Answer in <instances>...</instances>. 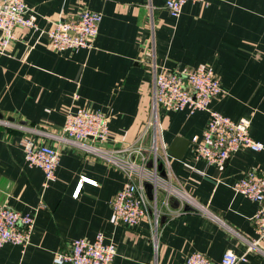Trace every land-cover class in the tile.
<instances>
[{"label": "crops", "instance_id": "1", "mask_svg": "<svg viewBox=\"0 0 264 264\" xmlns=\"http://www.w3.org/2000/svg\"><path fill=\"white\" fill-rule=\"evenodd\" d=\"M25 2L39 29L18 27V39L0 53V118L59 133L67 111L90 107L110 116L108 146L122 147L140 135L148 142L153 64L162 70L205 63L222 87L211 108L251 118L250 134L264 144V0L188 1L179 17L170 15L166 0ZM85 9L102 15L94 46L55 49L47 33L52 22L75 19ZM208 118L207 111H160L158 145L170 158L166 171L209 211L257 238L253 216L259 203L232 186L252 169L264 174V151L242 147L222 166L195 158L192 138L202 136ZM27 136L60 151L57 178L48 186L43 169L25 157ZM176 136L190 140L182 159L169 152ZM128 181L123 170L77 147L0 124V206L35 217L31 243L1 246L0 264H58L55 253L98 233L116 245L114 264H185L194 251L221 264L227 250L246 251L239 237L206 214L189 206L181 211L176 198L171 206L180 211L162 218L156 250L148 217L135 226L114 222L112 200ZM248 258L245 264H264L254 252Z\"/></svg>", "mask_w": 264, "mask_h": 264}, {"label": "built area", "instance_id": "2", "mask_svg": "<svg viewBox=\"0 0 264 264\" xmlns=\"http://www.w3.org/2000/svg\"><path fill=\"white\" fill-rule=\"evenodd\" d=\"M188 1L207 5L212 0H166L165 8L171 16L179 17ZM101 21V13L88 9L83 10L75 19L54 20L47 31L50 43L58 51L92 48ZM18 27L38 30L35 11L25 0H0V53L5 52L18 39ZM153 72L151 110L145 131L150 137L148 142H144L140 135L135 142L122 147L108 146L112 140L110 116L90 107L67 111L59 133L17 124L4 118H0V124L77 147L123 170L129 181L112 200L114 222L135 226L148 217L154 230L156 250L159 247L162 218L180 211L171 206L172 198H176L181 202V211L189 206L192 210L206 214L246 244V251L241 254L227 250L221 264H245L249 261L248 254L252 252L264 258V174H258L252 169L232 186L236 193L259 203L253 216L257 238L251 239L219 215L209 211L191 193L171 180L170 173L166 171L170 158L166 152H160L158 145L160 111H207V125L202 136L196 135L192 138V150L195 158L222 166L242 147L264 151V144L250 134L251 118L244 116L234 119L211 108L213 98L222 92L220 78L212 66L201 63L193 69L161 70L153 64ZM25 141V157L28 163L43 169L44 186H48L57 178L59 149L50 144L38 145L29 136ZM161 165L166 171L164 175ZM147 183L151 185V195ZM34 226L35 217L32 213H22L8 204L1 205L0 247L6 243L28 246ZM116 255V245L107 242L103 233H98L93 240L85 237L74 239L69 251L55 253L54 261L58 264H114ZM185 264H212V260L207 254L194 251L186 257Z\"/></svg>", "mask_w": 264, "mask_h": 264}, {"label": "water", "instance_id": "3", "mask_svg": "<svg viewBox=\"0 0 264 264\" xmlns=\"http://www.w3.org/2000/svg\"><path fill=\"white\" fill-rule=\"evenodd\" d=\"M189 144H190L189 139L185 137H181V136H176L169 147V152L172 156L178 159H182L184 154L187 151ZM163 174H165L164 171H163ZM146 186L148 188L149 194L151 195V185L147 183Z\"/></svg>", "mask_w": 264, "mask_h": 264}]
</instances>
